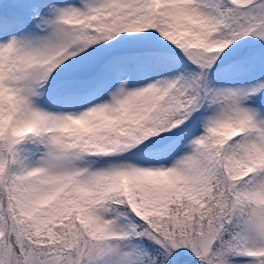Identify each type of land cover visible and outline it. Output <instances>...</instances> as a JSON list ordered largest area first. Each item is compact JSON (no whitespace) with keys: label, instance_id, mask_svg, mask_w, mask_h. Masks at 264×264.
I'll use <instances>...</instances> for the list:
<instances>
[{"label":"snow or ice","instance_id":"snow-or-ice-1","mask_svg":"<svg viewBox=\"0 0 264 264\" xmlns=\"http://www.w3.org/2000/svg\"><path fill=\"white\" fill-rule=\"evenodd\" d=\"M0 264H264V0H0Z\"/></svg>","mask_w":264,"mask_h":264}]
</instances>
